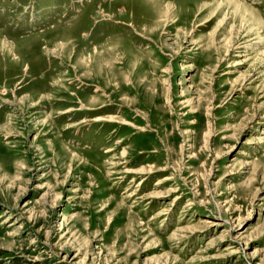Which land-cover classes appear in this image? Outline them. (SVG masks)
<instances>
[{
  "label": "rangeland",
  "instance_id": "1",
  "mask_svg": "<svg viewBox=\"0 0 264 264\" xmlns=\"http://www.w3.org/2000/svg\"><path fill=\"white\" fill-rule=\"evenodd\" d=\"M234 1L0 0V264H264V0Z\"/></svg>",
  "mask_w": 264,
  "mask_h": 264
},
{
  "label": "bare ground",
  "instance_id": "2",
  "mask_svg": "<svg viewBox=\"0 0 264 264\" xmlns=\"http://www.w3.org/2000/svg\"><path fill=\"white\" fill-rule=\"evenodd\" d=\"M233 2V1H232ZM234 2H236V6L237 7H242L243 6V4L241 3V2H237L236 0L234 1ZM227 3H229V2H227ZM249 8V7H248ZM244 9H246L245 8V6H244ZM251 10V9H250ZM257 16V15H256ZM260 17V16H259ZM257 19V18H256ZM255 20V19H254Z\"/></svg>",
  "mask_w": 264,
  "mask_h": 264
}]
</instances>
